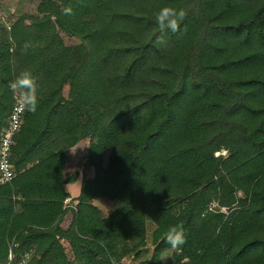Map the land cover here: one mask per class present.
<instances>
[{"label": "trees", "instance_id": "obj_1", "mask_svg": "<svg viewBox=\"0 0 264 264\" xmlns=\"http://www.w3.org/2000/svg\"><path fill=\"white\" fill-rule=\"evenodd\" d=\"M164 6L185 11L179 31L156 24ZM23 70L38 106L0 183V264L10 248L28 264H122L149 245L140 264H153L170 226L187 238L171 264H264V0H40L0 15V136ZM87 138L94 173L67 208L68 150Z\"/></svg>", "mask_w": 264, "mask_h": 264}, {"label": "rangeland", "instance_id": "obj_2", "mask_svg": "<svg viewBox=\"0 0 264 264\" xmlns=\"http://www.w3.org/2000/svg\"><path fill=\"white\" fill-rule=\"evenodd\" d=\"M2 4L0 6V15L7 22L11 23L16 20H20L21 16L24 14H34L37 13V5L40 0H1ZM67 41H76V39L66 37ZM91 139L87 138L80 141L74 147L68 150V161L65 168L66 175H72L77 173L78 177L74 183L68 184L67 188L71 192L72 200L70 203H67V208L74 207L76 201L75 197L79 194L82 180L84 177H91L94 173V169L87 162L89 150H90ZM225 153V151H223ZM104 213H108L113 209L115 201L108 199H100L97 201ZM214 206V204H213ZM72 211L67 210L66 214L63 217L62 225L64 228H68L72 220ZM152 223H149L148 227V237L151 238V233L153 229ZM69 247V245H68ZM152 245H149L147 251L144 253L142 258H135L132 255L127 256L123 259L122 264H140L142 259H151L153 256ZM173 249H167L159 255V257L154 261L153 264H171L174 262ZM164 258V261H161V258Z\"/></svg>", "mask_w": 264, "mask_h": 264}, {"label": "clouds", "instance_id": "obj_3", "mask_svg": "<svg viewBox=\"0 0 264 264\" xmlns=\"http://www.w3.org/2000/svg\"><path fill=\"white\" fill-rule=\"evenodd\" d=\"M66 14H70L71 9L65 10ZM185 11L183 9H177L172 6H164L158 12L155 13V22L159 26L161 32L165 30H171L177 32L180 29V22L185 18ZM157 44L164 43V37L157 38ZM33 45L30 41H26L22 45V49L25 54L32 48ZM9 88L13 93H20L21 102L27 111L34 113L38 106L37 96V78L29 70H23L16 75L15 79L10 82ZM165 242L169 244L173 249L184 245L187 242V238L182 226H170L166 233ZM164 261V258H161Z\"/></svg>", "mask_w": 264, "mask_h": 264}, {"label": "built area", "instance_id": "obj_4", "mask_svg": "<svg viewBox=\"0 0 264 264\" xmlns=\"http://www.w3.org/2000/svg\"><path fill=\"white\" fill-rule=\"evenodd\" d=\"M25 107L21 102L20 93H14L11 110L8 114L7 123L0 136V183H6L16 175V168L11 161V149L14 137L20 131L23 122ZM72 197H68L65 203H70ZM32 251L25 252L18 258L15 251L10 248L6 264H28Z\"/></svg>", "mask_w": 264, "mask_h": 264}, {"label": "crops", "instance_id": "obj_5", "mask_svg": "<svg viewBox=\"0 0 264 264\" xmlns=\"http://www.w3.org/2000/svg\"><path fill=\"white\" fill-rule=\"evenodd\" d=\"M69 190V189H68ZM63 226V225H62Z\"/></svg>", "mask_w": 264, "mask_h": 264}]
</instances>
